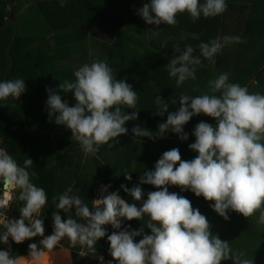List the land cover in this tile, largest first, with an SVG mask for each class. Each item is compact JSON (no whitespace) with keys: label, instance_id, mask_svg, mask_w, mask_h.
I'll use <instances>...</instances> for the list:
<instances>
[{"label":"clouds","instance_id":"9594fccd","mask_svg":"<svg viewBox=\"0 0 264 264\" xmlns=\"http://www.w3.org/2000/svg\"><path fill=\"white\" fill-rule=\"evenodd\" d=\"M226 7V0H147L137 15L148 25H174L177 13L187 12L195 21L201 16H217ZM234 42H241V38L225 35L201 41L199 56L193 55L190 45H185L183 51L176 48L177 55L166 65L169 77L175 78L177 86L188 79L194 80L200 57L214 62V56ZM73 76L74 80H64L58 85L60 91L72 94L75 100L72 106L62 102L56 90L45 89L48 117L51 119L55 114L54 123L70 130L82 153L95 156L101 145L128 131L124 126L127 121L137 118L136 111L127 114L121 107L135 109L137 92L123 79L117 80L113 70L102 60L81 65ZM208 88L213 94L194 97L181 94L178 109L168 112L166 121L158 125L157 137L171 130L179 139L187 140L188 134L182 129L191 117L204 114L213 118L215 127L200 121L192 130L195 141L188 148L197 153L193 159L181 160L179 150L172 148L162 153L153 170L143 172L139 183L131 188L121 185L131 200L138 203H130L112 192L102 199L92 200L89 206L67 186L53 197L55 209L66 213V218L62 220L60 211H54L53 230L47 236L41 214L47 196L43 187L30 180L27 169L32 166V160L26 157L23 166H19L0 147V210H5L0 212V245H7L9 239L20 244L33 237H43L38 244H28L27 258L0 248V264H39L45 251L58 247L64 238L71 246L81 249L79 255L94 256L98 264H105L104 257L96 255L97 241L106 235L103 226L119 229V218L140 221L145 216L151 234L144 235L140 228L107 235L108 254L115 264H220L228 259L233 264H253L252 259L245 258L243 250L233 252L227 241L210 234L207 219L187 198L168 191V186H178L181 191L187 189L205 201H213L210 207L225 220L227 211L246 218L258 212L257 222L264 224V94L249 92L247 87L229 82L227 73L210 80ZM24 91L22 78L0 80V101L9 97L15 100ZM217 92L219 95H215ZM154 103L156 115L167 112L168 103L158 95ZM131 131L134 136L151 137L148 130L139 126ZM124 179L131 180V175H124ZM141 184L157 190L143 198ZM108 187L103 186L101 191ZM16 190L23 206L19 208V218L9 220L6 211L12 203L11 194ZM70 209L75 210L74 216ZM137 236L142 238L136 241Z\"/></svg>","mask_w":264,"mask_h":264},{"label":"trees","instance_id":"16d2710c","mask_svg":"<svg viewBox=\"0 0 264 264\" xmlns=\"http://www.w3.org/2000/svg\"><path fill=\"white\" fill-rule=\"evenodd\" d=\"M110 1L115 0H63V3L61 0H0V80H25L24 93L15 100L9 97L0 101V144L19 166H23L26 157L32 160V166L27 169L30 180L36 186L43 187L47 196L46 204L41 209L44 234L47 232L49 235L53 230L51 217L54 211H60L62 220L66 218V213L55 209L53 197L62 193L67 186H71L89 206L100 184L109 186L112 192L133 203L135 201L131 200L121 185L131 188L139 183V177L144 171L153 170L163 152L177 148L181 160H191L197 155L188 148L195 141L192 130L200 121L215 127L216 121L211 117L204 114L191 117L182 129L183 133L188 134L187 140L179 139L171 130L156 136L158 125L166 121L168 112L178 109V97L181 94L190 97L213 94L208 82L217 76L218 69L228 70V67H232L228 70L229 82L238 83L247 89L253 85L250 81L254 78L257 84L264 83V53L255 52L260 40L264 39V3H251L249 9L243 6L240 10H234L235 5L229 2L228 11L226 8L217 16L207 17L206 22L198 23L197 27H180L179 30H188L196 35L193 42L174 43L161 37L144 43L140 38L135 39L130 29L122 25H119L120 28L115 26L114 8ZM29 4L47 23L39 36H22L19 32L18 17ZM228 15L231 16L229 20L237 21L243 15L242 22L245 24L240 27L244 29L228 30V36L241 37L240 44L236 46L234 42L224 46L214 56V62L200 57L196 78L177 86L175 78L169 77L166 68L169 60L177 55L175 49L183 51L185 45H190L194 50L193 55L199 56L198 45L201 41L207 42L226 35L224 20ZM93 30L113 37L114 41L95 42ZM170 33L174 34L172 31ZM162 42H165L163 47ZM232 51L235 54L230 56ZM93 60L106 62L113 70V76L130 84L138 97L135 109L121 106L127 114L137 112V118L124 125L128 131L101 145L95 156L82 153L78 142L71 137L70 130L54 123L55 114L51 119L48 117L45 90H56L62 102L72 99L71 93L59 90V83L74 80V70ZM157 95L168 103V110L162 116L154 112L157 110L154 103ZM215 95H219V92ZM172 100L176 101L175 104L171 103ZM134 126L148 130L151 137L134 136L131 131ZM32 173L35 175L32 176ZM126 174L131 175V180L124 179ZM140 187L145 193L143 198L148 192L157 190L147 184H141ZM168 191L187 198L191 206L207 219L210 234L227 241L235 252L242 245L249 247V237L255 239L257 226L253 216L246 218L227 211L228 219L225 220L210 207L213 201H205L202 196L197 197L187 189L181 191L178 186H168ZM18 194L19 190H16L12 201L15 219L19 218V208L23 206V201L17 199ZM70 213L74 216L75 210L70 209ZM119 219V229H113L111 225L103 226L106 235L97 241L96 253H108L107 235L113 231L143 228L144 235L151 234L146 227L147 216L140 221ZM141 238L137 236L135 240ZM40 239L37 236L20 244L9 239L8 244L0 245V248L10 250L11 255L24 256L28 255V244L37 243ZM64 246L73 250L75 264H97L90 260L93 259L91 255H85L87 259L83 260L78 254L81 251L79 247L71 244ZM78 259L85 262L81 263Z\"/></svg>","mask_w":264,"mask_h":264},{"label":"rangeland","instance_id":"374dc122","mask_svg":"<svg viewBox=\"0 0 264 264\" xmlns=\"http://www.w3.org/2000/svg\"><path fill=\"white\" fill-rule=\"evenodd\" d=\"M232 0H229V2H231ZM238 2L239 6L236 5V3ZM248 2V4H247ZM251 3H264V0H235L233 1V4L235 5V7L233 8L234 10H240V8H244L248 9L251 7ZM247 6V7H246ZM229 17L231 16H227L226 20H224V22L226 23V31L224 30L225 34L228 35L230 32H228V30H234L235 28H243L242 26L240 27V25H244L245 23L242 22L243 20V15L242 17H238V21L234 20V19H230ZM19 18V25H20V29L19 32L22 36H39L42 34V31L45 27H47V23L45 21V19L38 15V13L35 11L34 8H32L31 6H28L27 8H25L22 12V14L18 17ZM229 28V29H228ZM244 29V28H243ZM95 33V32H94ZM96 34V33H95ZM96 37V36H95ZM241 38V37H240ZM236 46L240 44V42H235ZM232 49V48H231ZM234 51V50H233ZM230 52L234 55L235 52ZM259 51H262L264 53V39L260 40L258 47L256 48L255 52L260 53ZM225 53H227V51H225ZM231 70L232 67H228ZM228 70H225L224 68L218 69L217 70V75H219L220 73H228ZM253 82V81H252ZM255 83V82H254ZM249 92L252 93H261L264 94V83L263 84H253L251 85L250 88H248ZM67 104L69 106H72L75 104V100L74 98L67 100ZM14 193H12V199L14 197ZM258 212H254L253 213V219L256 223L257 229L255 230V236L252 240V237H249L247 239L248 241V245H242L241 248H239V250H237L236 252H239L240 250H243L245 252V258L248 259H252L253 260V264H264V224H259L257 222L258 220ZM47 234V232H46ZM46 234H44L45 236H47ZM40 238L42 239L43 237L40 236ZM64 245H70V242L67 239H62L59 243V246L54 248L51 251H45V254L43 256V258L41 257V264H43V261H46L49 264H75V254L73 252V250L69 249L68 247L64 246ZM56 251V252H53ZM233 252H235V250H232ZM48 252H52V253H48ZM61 252H63V254L65 253V257L61 254ZM56 253L60 256V257H56ZM62 255V256H61ZM97 256H99V254L96 253ZM87 256V255H86ZM85 256H82V259L85 260L87 258H84ZM82 259H78L79 262L83 263L85 261H83ZM91 261H96V263L98 264V261L96 260V258L93 256V259H90ZM63 261V263H62ZM231 259L228 260H222L220 262V264H233V262H231ZM36 262H33V264H35ZM40 264V262H39Z\"/></svg>","mask_w":264,"mask_h":264},{"label":"crops","instance_id":"0c3cea01","mask_svg":"<svg viewBox=\"0 0 264 264\" xmlns=\"http://www.w3.org/2000/svg\"><path fill=\"white\" fill-rule=\"evenodd\" d=\"M233 1H235V0H232L231 2H233ZM145 3H147V0H115V1H110V4L114 8L112 10V13L115 15V18L113 20L115 22V26L120 28L119 25H122L123 27L130 29L131 30L130 34H132L135 39L140 38L144 43H149L152 38H161V37H164L166 40H170L174 43L175 42L176 43L177 42L178 43H180V42H183V43L184 42H191V40L193 42L196 39V35L192 34L188 30L187 31H183V30L181 31V30H179L180 27H185L187 29L188 28H195L198 26V23L202 24V22L204 23L207 20V18L201 16L200 18L193 21L192 18L189 16V14L187 12H184V13H177V15L175 17L176 23L174 25H167V24L148 25L143 21V19L139 15H137L138 9H140L143 6V4H145ZM228 3H229V0H226L227 11H228ZM94 4H96V1H94ZM236 5L239 6L238 2L236 3ZM28 6H30V4ZM118 21H120V22H118ZM138 29H140L141 31L138 32ZM176 30H177V32H176ZM160 31H163V33ZM170 31H172V33H174V34H171ZM93 38H94L95 42L96 41L104 42L105 40L109 41V42L114 41L113 37L108 36V35L103 34V33L96 32L94 30H93ZM101 185L106 186L104 184H100L99 186H101ZM108 189H109V187H108ZM95 193H96V191H95ZM94 197H95V194H94ZM38 237H40V236H38ZM53 252H56V251H53ZM48 253L50 254L52 252H48ZM61 254L65 257V253L63 254V252H61ZM22 257L27 258V255H24ZM56 257H60V256L56 253ZM62 263H63V261H62ZM35 264H37V262ZM40 264H41V262H40ZM47 264H49V263H47Z\"/></svg>","mask_w":264,"mask_h":264},{"label":"built area","instance_id":"2783aa9c","mask_svg":"<svg viewBox=\"0 0 264 264\" xmlns=\"http://www.w3.org/2000/svg\"><path fill=\"white\" fill-rule=\"evenodd\" d=\"M0 147H2L1 146V144H0ZM103 188V185H101V186H99L98 187V189L96 190V193H95V197H94V200L95 199H97V198H103V196H106V195H108V194H110V193H112L108 188H107V190L106 191H101V189ZM12 195V194H11ZM12 201H13V199H12ZM11 204V203H10ZM10 204H9V207H10ZM9 207H8V209H9ZM103 207V205H101V208ZM8 209H7V211H6V218L7 219H9L10 220V218H9V216H8ZM5 210H0V212H4ZM91 211H93V209H91ZM97 254H99V256H103L104 257V262H105V264H108V262L109 261H111L112 262V264H115V261L114 260H112V258H111V256L108 254V253H97Z\"/></svg>","mask_w":264,"mask_h":264},{"label":"water","instance_id":"95a60500","mask_svg":"<svg viewBox=\"0 0 264 264\" xmlns=\"http://www.w3.org/2000/svg\"><path fill=\"white\" fill-rule=\"evenodd\" d=\"M11 66H12V62H11ZM8 216H9L10 220H15L14 204L13 203L10 204V207L8 209Z\"/></svg>","mask_w":264,"mask_h":264},{"label":"flooded vegetation","instance_id":"af4514ba","mask_svg":"<svg viewBox=\"0 0 264 264\" xmlns=\"http://www.w3.org/2000/svg\"><path fill=\"white\" fill-rule=\"evenodd\" d=\"M253 81V82H252ZM255 82V83H254ZM250 83L252 84H256V78H254V79H252L251 81H250ZM251 84H249L248 86H250Z\"/></svg>","mask_w":264,"mask_h":264}]
</instances>
